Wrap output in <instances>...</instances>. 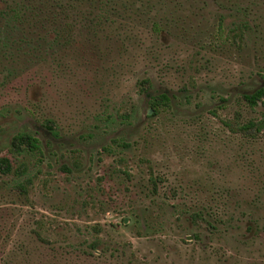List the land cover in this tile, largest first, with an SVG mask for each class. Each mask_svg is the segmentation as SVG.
Instances as JSON below:
<instances>
[{"label": "rangeland", "instance_id": "rangeland-1", "mask_svg": "<svg viewBox=\"0 0 264 264\" xmlns=\"http://www.w3.org/2000/svg\"><path fill=\"white\" fill-rule=\"evenodd\" d=\"M36 3L0 74V264H264V0Z\"/></svg>", "mask_w": 264, "mask_h": 264}, {"label": "trees", "instance_id": "trees-1", "mask_svg": "<svg viewBox=\"0 0 264 264\" xmlns=\"http://www.w3.org/2000/svg\"><path fill=\"white\" fill-rule=\"evenodd\" d=\"M44 2V0H42ZM48 2L52 0H47ZM64 5L68 7H74L76 3L82 0H61ZM98 3L102 0H91V3ZM37 0H0V74H4L7 79L14 76L18 72V67L14 64L18 58L17 54L13 52L16 50L24 51V47L31 46V53H36L39 48L35 46V35L32 29L38 26L40 17L42 16V8L37 5ZM61 3V4H62ZM93 5V3H92ZM68 26V25H66ZM66 29V28H65ZM66 31L63 34L58 35V42L60 39L64 42L66 37ZM144 85L146 89L151 88V81L145 80ZM146 90V91H147ZM264 96V86L256 88L255 90L247 93H243L245 101L250 106H255ZM153 103L156 105L168 102L170 95L166 91H162L159 94H152ZM47 129L51 132H55V122L47 120ZM247 130L257 128L258 130L264 127V119L259 121H250L245 126ZM12 145L17 151H21L27 147L31 151L39 150V140L37 137L29 133H20L16 135L12 140ZM22 165L19 166L18 172H23ZM13 169V164L8 156H0V170L3 173H8ZM20 187V186H19ZM23 187V185H21Z\"/></svg>", "mask_w": 264, "mask_h": 264}, {"label": "flooded vegetation", "instance_id": "flooded-vegetation-1", "mask_svg": "<svg viewBox=\"0 0 264 264\" xmlns=\"http://www.w3.org/2000/svg\"><path fill=\"white\" fill-rule=\"evenodd\" d=\"M260 87H261V86H260ZM258 88H259V87H258ZM160 92H162V91H160ZM160 92H159V93H160ZM166 92H167V91H166ZM151 97H152V95H151ZM149 113H151V112H149ZM52 133H55V132H52ZM14 137H15V136H14Z\"/></svg>", "mask_w": 264, "mask_h": 264}]
</instances>
